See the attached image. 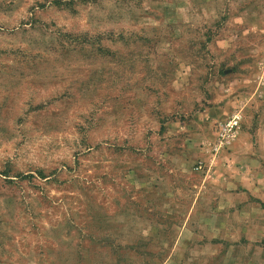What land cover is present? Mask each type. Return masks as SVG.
Listing matches in <instances>:
<instances>
[{
  "label": "rangeland",
  "instance_id": "obj_1",
  "mask_svg": "<svg viewBox=\"0 0 264 264\" xmlns=\"http://www.w3.org/2000/svg\"><path fill=\"white\" fill-rule=\"evenodd\" d=\"M0 264H264V0H0Z\"/></svg>",
  "mask_w": 264,
  "mask_h": 264
},
{
  "label": "built area",
  "instance_id": "obj_2",
  "mask_svg": "<svg viewBox=\"0 0 264 264\" xmlns=\"http://www.w3.org/2000/svg\"><path fill=\"white\" fill-rule=\"evenodd\" d=\"M239 126L238 114L232 115L228 119L218 124L216 138L211 145V150L217 152L224 148L230 139L234 136Z\"/></svg>",
  "mask_w": 264,
  "mask_h": 264
}]
</instances>
